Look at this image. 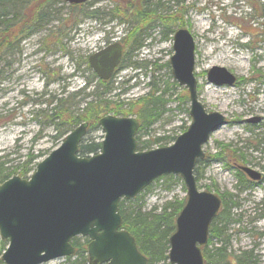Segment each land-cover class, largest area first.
Segmentation results:
<instances>
[{
	"label": "rangeland",
	"instance_id": "rangeland-1",
	"mask_svg": "<svg viewBox=\"0 0 264 264\" xmlns=\"http://www.w3.org/2000/svg\"><path fill=\"white\" fill-rule=\"evenodd\" d=\"M90 2L89 9L100 7L104 12L98 14L99 18L74 16L71 4L52 0L44 8L45 21L34 24L28 37L14 38L20 15L27 10L22 13L15 3L2 0L8 8L1 20H10L11 45L5 53H0V169L10 176L18 175L29 156H35L29 164L32 166L77 126L67 127L64 134L58 135L56 125L47 121L44 114L51 112L58 97L71 93L72 108L82 111L93 98L88 95L102 88L95 87L96 79L90 68L80 71L82 76H74L71 66L78 62L83 70L88 55L112 41H120L127 51L125 38L130 28H139L141 46L133 51L128 49L123 63L109 80L110 93L104 98L130 102V116H135L139 97L151 90L155 96L161 94L165 101L159 119L146 130L136 132V138H164L147 149L172 143L191 122L187 88L174 79L169 64L174 32L186 28L194 39L198 99L207 112L216 111L225 119L202 146L209 161L195 166L198 188L214 192L221 199L217 218L211 223L217 219L214 224L223 228V235L208 238L201 247L214 253L215 248H222L226 264H264V0ZM129 4L133 12L127 17L123 12ZM151 4L159 5L157 10L153 11ZM115 5L120 8V14L109 19L107 13ZM148 5L153 10L148 8L142 12L141 7ZM126 17L129 21H124ZM233 49L235 52H229ZM212 66L224 67L235 76V81L232 84L209 82L206 73ZM135 68L138 71L133 74ZM87 80L91 85L75 94ZM122 108L129 109L130 105L124 103ZM253 117H259V121H248ZM84 138L101 141L103 132L99 123L92 129L87 125ZM238 165L260 172L262 180L249 179ZM242 181L245 185H241ZM185 201L186 188L181 177L166 174L122 203L127 210L153 215L164 209L166 212L178 210ZM77 237L85 243L83 236ZM7 245L8 240L0 237V264H4L1 255ZM243 256L248 259L244 261ZM78 257L74 254L41 264H67Z\"/></svg>",
	"mask_w": 264,
	"mask_h": 264
},
{
	"label": "water",
	"instance_id": "water-1",
	"mask_svg": "<svg viewBox=\"0 0 264 264\" xmlns=\"http://www.w3.org/2000/svg\"><path fill=\"white\" fill-rule=\"evenodd\" d=\"M80 4L88 0H62ZM194 39L186 28L173 35L169 64L174 79L187 88L191 122L166 146L137 150L135 116L107 114L99 118L103 132L100 151L79 156L86 122L70 130L61 143L38 161L27 177L12 175L0 183V237L8 240L1 255L4 264H41L74 254L71 239L88 237V264H147L134 237L122 227L119 201L138 195L156 178L179 175L186 201L168 238L170 264H204L201 246L221 199L199 189L194 175L196 160L204 158L203 144L225 123L224 116L207 112L199 101L194 76ZM118 41L91 53L87 62L102 80L119 64ZM207 80L232 84L235 76L224 67L208 69ZM248 121L256 123L259 117ZM251 180L261 173L238 165Z\"/></svg>",
	"mask_w": 264,
	"mask_h": 264
},
{
	"label": "trees",
	"instance_id": "trees-1",
	"mask_svg": "<svg viewBox=\"0 0 264 264\" xmlns=\"http://www.w3.org/2000/svg\"><path fill=\"white\" fill-rule=\"evenodd\" d=\"M11 3H15L19 8H21L22 13L24 10H27V13H24V15H20V19L18 21V29L16 27V30L14 32V38L15 37H28L32 32V26L34 24L42 23L45 21L46 14L44 12V8H46V5L49 4L52 0H8ZM145 1V0H143ZM149 0H146L148 3ZM21 3H24L27 5V7L24 9V4L21 5ZM142 3V2H141ZM11 6V4H8ZM91 5L90 0L86 1L84 3L80 4H71L70 9L72 10V14H75L74 16H78L79 14H83L86 17L89 18H99L98 14H103L104 12L101 11L100 7H94L92 9H89L88 7ZM152 8L150 9L149 5L148 7L145 6L144 8L141 7L142 12L146 9H150V11L157 10V7L159 5L157 4H151ZM264 6V4H262ZM2 8V9H1ZM8 7H4L2 0H0V53L9 50L11 43H9V32L11 31L9 29V23L10 20H7L5 22L3 17L5 16L6 9ZM5 10V11H4ZM32 12V13H31ZM130 12H133V6L129 4L127 7L124 8V15L131 16L132 14H129ZM21 13V14H22ZM32 14L28 18V14ZM110 17L109 19L115 17L117 14H120V8L118 6H113L112 9L107 13ZM140 13L139 15H141ZM145 14V13H144ZM137 15L138 14H133ZM127 17L124 19V21L127 20ZM160 17V16H159ZM17 18V17H16ZM15 18V19H16ZM78 20H74V24H76ZM139 27V26H138ZM130 31L129 34L126 36V44L128 45V49L131 51L136 50L141 46V41L139 35V28H135V30H128ZM125 41V40H124ZM127 51H124L121 64L123 63L124 57L129 53ZM1 59V57H0ZM81 63H76L75 71H89L88 63L85 64V68L83 70H80ZM133 66H135L133 64ZM138 66V65H137ZM140 66V65H139ZM94 77V75L92 74ZM96 77V76H95ZM94 77V78H95ZM88 79V78H87ZM96 79V78H95ZM90 80H87L84 82V85L82 88L77 90L75 94H78L80 91H83L87 86L91 85ZM111 82L109 80L103 81L101 79H96V86L102 88L101 91L98 92H92L88 96L93 97L92 100H89L86 102L85 107L82 109V111L76 112L72 108L73 104L70 102L71 97L73 94H69L66 97L60 96L56 99V105L53 106L50 110V113H45L44 117L47 119V121L52 122L55 126V129L59 131L58 135L64 134L67 127L78 125L81 122H86L89 129H92L94 127H98V120L101 114H107L109 112H112L114 115H120V116H130L132 114V104L130 102H116V101H110L108 99H105L104 95L110 93V89L108 88V83ZM167 87V86H166ZM153 89H157L156 87ZM167 89V88H166ZM164 89V90H166ZM164 101L161 97V94L154 95L153 91H149L145 93L142 97H139L137 99L138 104V110L135 111V116L139 121V128L137 132H139L142 129H147L150 126H152L156 121L159 119L161 113H162V106L164 105ZM51 100L49 101V103ZM124 103H127L130 105L129 109H123L122 105ZM147 132V131H146ZM138 140V150H145L149 148V146L158 143L161 139V137L154 138V139H140L136 138ZM174 139V138H173ZM161 146V145H159ZM101 148V141H95L92 138H84L82 139L78 154L80 156H88L90 154H94L98 152ZM35 156H29L27 160L22 164L21 170L18 172V175L20 177L26 178L28 177V173H30L33 169L35 164L32 166H29L31 164L32 159H34ZM207 160L206 162H208ZM202 160H197L196 165L198 163H201ZM4 163V162H3ZM2 163V165H3ZM195 165V166H196ZM194 169V175H195ZM10 175L6 172H4V169H0V182L7 179ZM196 176V175H195ZM245 181L241 182V185H245ZM123 199L119 201V212L122 218V227L126 229L135 239L136 245L138 250L147 258V264H156L161 262L162 264H169L167 263L168 260V238L170 234L175 230V218L177 216V213H179L180 208L178 207L173 212H166V209H164L161 213L158 214H145L142 213L139 210H127L122 203ZM177 210V211H176ZM223 211V210H222ZM223 212H221L222 214ZM218 215V213H217ZM217 218V216H216ZM217 219L214 223H216ZM211 223L209 227V235L208 238L211 240L213 237H220L223 235V228H217V226ZM85 239V243L80 242L79 237H73L71 240L72 245L75 247L74 254L79 256L78 258L68 262L67 264H86L88 263V257L86 254L87 251V242L88 239L86 237H83ZM202 255L204 258L205 264H226V261L224 259L225 254L224 251H222V248L218 247L215 248V253L212 251H208L205 249V247H201ZM73 254V255H74ZM69 259V258H67ZM242 259L247 260L248 258L245 256L242 257Z\"/></svg>",
	"mask_w": 264,
	"mask_h": 264
},
{
	"label": "flooded vegetation",
	"instance_id": "flooded-vegetation-1",
	"mask_svg": "<svg viewBox=\"0 0 264 264\" xmlns=\"http://www.w3.org/2000/svg\"><path fill=\"white\" fill-rule=\"evenodd\" d=\"M120 44H121V46H122V55H121V58H122V56H123V53H124V47H123V44L120 42V41H118ZM109 44V43H108ZM107 44V45H108ZM106 46V45H105ZM104 47V46H103ZM102 48V47H101ZM97 51V50H96ZM120 62H121V59H120ZM119 62V64L114 68V70H113V73H112V75L108 78V79H106V80H103V81H107V80H110L112 77H113V75H114V73L116 72V70L120 67V63ZM88 63V62H87ZM89 65V64H88ZM93 72V71H92ZM94 73V72H93ZM94 76H96L95 78L96 79H100L95 73H94ZM102 80V79H101ZM205 153V152H204ZM198 160H202V163H205L206 161H207V156H206V154L204 155V158L203 159H198ZM262 178H263V176H262V174L260 175V179L258 180V181H261L262 180Z\"/></svg>",
	"mask_w": 264,
	"mask_h": 264
},
{
	"label": "bare ground",
	"instance_id": "bare-ground-1",
	"mask_svg": "<svg viewBox=\"0 0 264 264\" xmlns=\"http://www.w3.org/2000/svg\"><path fill=\"white\" fill-rule=\"evenodd\" d=\"M229 52H235V50H230ZM234 128L230 129L229 132H231ZM215 134H218L217 130L215 131Z\"/></svg>",
	"mask_w": 264,
	"mask_h": 264
}]
</instances>
